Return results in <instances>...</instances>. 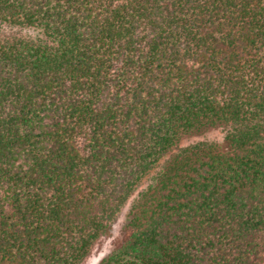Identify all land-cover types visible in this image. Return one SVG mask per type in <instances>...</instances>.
<instances>
[{"label":"trees","instance_id":"obj_1","mask_svg":"<svg viewBox=\"0 0 264 264\" xmlns=\"http://www.w3.org/2000/svg\"><path fill=\"white\" fill-rule=\"evenodd\" d=\"M120 217L97 264H264V0H0V264Z\"/></svg>","mask_w":264,"mask_h":264},{"label":"rangeland","instance_id":"obj_2","mask_svg":"<svg viewBox=\"0 0 264 264\" xmlns=\"http://www.w3.org/2000/svg\"><path fill=\"white\" fill-rule=\"evenodd\" d=\"M10 31L8 29H1L2 34H7ZM202 140H209V141H218L221 139V134L217 130H212L206 132L205 135L201 138ZM195 140V139H193ZM121 222L122 218L120 217L116 223L112 226L110 234L101 237L99 241L93 246L90 250L87 257L83 260L81 264H97L98 261L103 257L117 242V240L121 237Z\"/></svg>","mask_w":264,"mask_h":264}]
</instances>
